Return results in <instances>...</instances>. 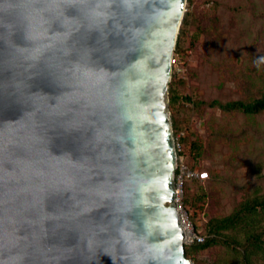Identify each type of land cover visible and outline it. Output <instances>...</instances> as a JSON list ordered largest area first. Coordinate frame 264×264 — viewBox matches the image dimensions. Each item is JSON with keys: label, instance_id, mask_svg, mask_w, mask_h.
<instances>
[{"label": "water", "instance_id": "1", "mask_svg": "<svg viewBox=\"0 0 264 264\" xmlns=\"http://www.w3.org/2000/svg\"><path fill=\"white\" fill-rule=\"evenodd\" d=\"M135 2L139 8L124 25L125 31L131 30L128 39L133 50L119 65L123 67L115 85L105 69L83 57L85 49L98 45L100 33L71 20L64 28L53 25L51 30L44 17H33L32 35L40 42L31 55L39 58L53 51L63 86H57L48 74L25 79L22 72L0 85V177L5 170H12L10 161L18 158L14 144L20 139V125L30 122L36 133L43 130L49 138L44 159L17 168L15 180L5 183L0 179V264H7L9 257L20 251L25 253L20 264H80L77 256L61 257L56 251L47 253V258H34L26 240L9 247L12 235H28L16 222L33 198L43 200L53 193L48 198L53 208L71 195L107 193L117 183L120 193H131L135 201L132 226L146 264H193L185 254L186 233L175 205L178 151L169 98L173 58L188 0ZM109 38L127 46L122 36ZM13 42L25 43L23 22L0 11V46L6 48ZM4 77L11 80L10 73ZM26 87L34 94L53 96L52 103L60 96V110L93 114L90 118L99 125L97 147L90 145L87 153L81 147L84 137L93 136L96 125L65 131L45 121L42 105L29 106L25 99ZM104 92H110L120 105L114 118L100 109ZM83 155H91L89 162L76 160ZM74 164L81 167L79 175L69 171ZM48 244L53 249L62 247L55 237H49ZM95 255L98 260L93 264H118L107 250L97 249Z\"/></svg>", "mask_w": 264, "mask_h": 264}, {"label": "clouds", "instance_id": "2", "mask_svg": "<svg viewBox=\"0 0 264 264\" xmlns=\"http://www.w3.org/2000/svg\"><path fill=\"white\" fill-rule=\"evenodd\" d=\"M138 8L135 0H105L104 3H98L97 0H0V11L19 17L25 34L24 44L13 42L8 43L6 48L0 46V85L10 83L22 72L25 79L33 74H48L57 86H63V80L56 71L57 58L53 51L49 50L39 58L31 55L32 49L40 42L32 35L35 15L44 17L51 30L53 25L64 28L66 22L71 20L87 30L100 33L98 45L85 49L83 57L105 69L112 84H117L123 67L119 65L125 55L133 50L128 39L131 30L125 31L124 25ZM113 35L122 36L123 43L127 46H122L119 40L109 38ZM93 56L96 57L95 60ZM5 73L11 74V80L4 77ZM24 96L29 106L42 105L40 112H43L45 121L62 126L65 131L74 128L86 130L88 126L96 125L93 136L84 137L81 147L86 153L90 145L97 147L99 125L90 118L93 114L82 116L71 108L60 110L57 108L60 96H55V103H52L53 96L34 94L27 87ZM99 104L100 109L113 118L120 110V105L115 103L110 92L102 94ZM69 112L74 114L68 116ZM19 127L20 139L14 144L18 158L10 161L12 170H5L3 177H0L5 183L17 179V168L30 167L48 155L46 148L49 138L43 130L36 133L30 122ZM117 142L119 143L118 138ZM90 157L91 155H83L76 160L87 163ZM69 171L73 175H79L81 167L74 164ZM35 179L39 182L38 175ZM49 196L43 200L33 198L27 204L24 214L16 223L28 235H12L9 247L15 246L20 240H26L34 258H47V253L56 251L61 257L69 254L77 256L80 264H93L94 260H98L95 253L99 249L109 251L118 264H146L132 226L135 201L131 193H120L118 183L107 193L95 192L79 197L71 195L53 208L49 207ZM49 237H55L62 247L51 248L48 244ZM24 254L20 251L10 256L7 264H20Z\"/></svg>", "mask_w": 264, "mask_h": 264}, {"label": "rangeland", "instance_id": "3", "mask_svg": "<svg viewBox=\"0 0 264 264\" xmlns=\"http://www.w3.org/2000/svg\"><path fill=\"white\" fill-rule=\"evenodd\" d=\"M194 4L196 15L184 27L180 47L175 49L171 82L178 94L203 102L194 105L180 99L170 103V110L179 121L177 136L186 135L185 150L194 142L198 145L199 150L193 151H200L196 166L219 171L210 184L191 183L194 191L205 195L192 213L206 233V222L214 215L230 213L243 194L264 192V112L226 114L209 105L213 99L227 102L257 94L264 77L244 76L255 69L264 73V0H194ZM196 258L195 264L238 260L223 245L201 251Z\"/></svg>", "mask_w": 264, "mask_h": 264}, {"label": "trees", "instance_id": "4", "mask_svg": "<svg viewBox=\"0 0 264 264\" xmlns=\"http://www.w3.org/2000/svg\"><path fill=\"white\" fill-rule=\"evenodd\" d=\"M195 7L194 0H188L187 10L178 36L176 51L180 47L185 31L184 27L196 15ZM216 19L214 16V21ZM259 77L263 78L264 73L258 71V69L254 71L250 70L247 76H244V78L251 80ZM178 82L182 83L183 80L180 79ZM261 83L258 86L257 94L252 93L244 99H234L227 102L213 99L209 102V105L220 108L226 114L244 112L247 115H255L262 113L264 112V80ZM180 99L192 101L194 105H199L200 101H202L194 100L190 95L182 96L178 94L175 83L172 81L170 84V103L175 104ZM172 118L175 136H177L180 129L179 121L174 114ZM177 140L182 145L179 155L184 157L185 162L190 168H198L196 160L200 155V151L197 154L193 152L198 145L194 142L188 153L184 148L185 141H187L186 135L179 136ZM197 150L199 149L197 148ZM191 153H194L192 161L189 160ZM207 172V178H191L185 182L183 203L185 208L191 213L196 208L197 202L205 196L204 194H200L198 190L194 191L191 183L205 181L210 184L219 175V171L215 169H210V172L207 170ZM205 228L206 233H202L205 236L203 242L185 244V254L193 260L194 264L197 260L196 255L199 252L210 249L215 245L225 246L238 257V260L221 258L217 260L216 264H264V192L256 191L252 195L243 194L241 201L238 202L237 206L230 213L212 216L206 222Z\"/></svg>", "mask_w": 264, "mask_h": 264}, {"label": "built area", "instance_id": "5", "mask_svg": "<svg viewBox=\"0 0 264 264\" xmlns=\"http://www.w3.org/2000/svg\"><path fill=\"white\" fill-rule=\"evenodd\" d=\"M176 60L175 53L173 58V63ZM176 138V146L178 151L177 157V166H176V196H175V205L178 209L179 216L183 228L186 233L185 244H192L194 242H203L205 236L202 234L201 230L198 228L195 220L193 219V213L189 212L183 203L184 198V187L187 179L199 178L204 179L208 177L207 170H200L199 168H190L189 165L185 162L184 157L179 155V151L182 148L181 143Z\"/></svg>", "mask_w": 264, "mask_h": 264}]
</instances>
